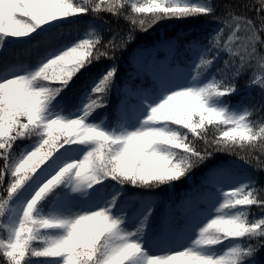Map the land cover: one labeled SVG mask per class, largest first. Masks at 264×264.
Listing matches in <instances>:
<instances>
[{"label": "snow or ice", "instance_id": "obj_1", "mask_svg": "<svg viewBox=\"0 0 264 264\" xmlns=\"http://www.w3.org/2000/svg\"><path fill=\"white\" fill-rule=\"evenodd\" d=\"M239 8L0 0V264H264V0Z\"/></svg>", "mask_w": 264, "mask_h": 264}, {"label": "trees", "instance_id": "obj_2", "mask_svg": "<svg viewBox=\"0 0 264 264\" xmlns=\"http://www.w3.org/2000/svg\"><path fill=\"white\" fill-rule=\"evenodd\" d=\"M217 5L219 6V10L222 12L223 8L226 4H230L237 8V11H240L242 9L239 8L240 5H243L244 3H250L251 0H215ZM131 10L129 9V12ZM104 19L111 24L114 28L116 27H123L125 26V21L123 18H121L119 21H117L115 18L111 17L110 15H105ZM200 23L198 19L190 18L189 20L185 21L184 23H178L175 25H169L167 27V31L169 33H172L174 31L178 30H189L194 29L195 26H197ZM158 31H164V30H158ZM195 34V33H194ZM260 99L259 94L257 92H253L252 94V102H258ZM255 175L260 178H264V172L256 171Z\"/></svg>", "mask_w": 264, "mask_h": 264}]
</instances>
